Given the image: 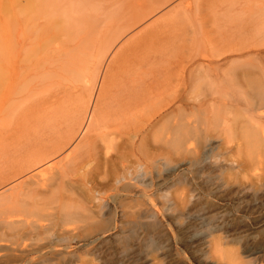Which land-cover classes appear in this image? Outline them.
Instances as JSON below:
<instances>
[{"label":"bare ground","instance_id":"bare-ground-1","mask_svg":"<svg viewBox=\"0 0 264 264\" xmlns=\"http://www.w3.org/2000/svg\"><path fill=\"white\" fill-rule=\"evenodd\" d=\"M112 1L0 0V11L3 14L2 20L0 19V129L8 130L16 116L24 114L21 112V105L24 106L23 110L27 107L23 104L27 98L17 95V88L21 83L30 85L36 79L41 83L49 78L47 76L56 67L67 68L64 62L77 44L72 47L54 44L64 41L63 36L72 32L67 27L75 28L79 23L98 19L100 15L109 19V15L116 12ZM129 1L132 5L130 18L133 24L127 29L151 18L152 22L145 28H143L144 25L141 28L131 29L126 33V35L130 34L126 39L118 37L113 42H108L109 39L99 38L103 41L98 42V48L103 50L108 42L106 47L108 49L99 54L91 66L94 71L93 82L87 91L94 90L99 77L95 97H88L85 101L82 98L77 100L72 115L67 118L66 126L69 127L62 136L49 139L48 143L46 141L45 144L23 152L19 157L17 156L18 159L14 163L11 162L12 165L9 168L0 173V241L9 242V245L8 243L6 245L9 253L0 261V264L71 262L74 255L60 256L58 245L68 248L73 241L76 243L89 236H92L90 242H95V244L106 240L101 239V234L97 233L105 229V221L108 222L104 215H107V219L110 218L105 213L100 215L103 211L99 200L101 197L96 196V192L100 193V190L105 189L104 186L111 187L108 182V172L111 171L108 161L111 158L119 160L120 152L114 146L120 145L115 140L120 139V110L124 114L127 110L138 107L142 114L137 118L136 115L134 117L131 112H127L129 117L125 119V124L133 125V121L136 120L142 122L139 124L135 122L133 127H127L123 131V134L128 135L130 153L135 154L134 152L138 149L134 137L140 138L144 144L143 159L138 157L137 161L147 162L156 153L162 155L166 161L174 157L176 155L173 156L174 153L184 155L190 152V149L186 152L185 147L191 137L214 136L216 131H221L225 135L221 139L237 131L241 133L246 143L264 145V0H248V3L244 5L239 3L237 13L241 20L233 26L235 27L233 31L241 36L239 40H236L238 42L224 45L221 48H211L208 53L202 54L207 59L206 63L197 61L195 55L187 60L184 66L178 61L181 68L177 65L178 69L175 71H164L162 75L166 77L161 81H157L156 78L151 79V81L155 80V87L161 90L157 93H153L156 91L153 84L142 86L139 80H136L137 75H133L135 69L146 72L143 69L145 53L132 55L129 58L132 66L126 71L123 69V73L120 71L121 54L131 47L137 51L150 42H154L155 47L166 46L165 50L169 53L174 51L184 53L189 30L185 26L182 27L181 23L185 22L182 17L189 16V12L210 11L211 5L216 0ZM221 1L218 0L219 3ZM168 4L172 5L170 11L154 17L162 11V6ZM19 18L21 21L17 23H21V26L13 27ZM170 20H173V29L176 28L179 32L177 30V33L172 32V28H169ZM168 33L173 34L172 37L168 36ZM42 37L47 41L43 47L39 46L38 42ZM236 37L238 36H231L232 39ZM242 40L244 42H241ZM118 43H120V48L114 50ZM108 50L110 52L114 50L113 57H111L114 58L111 59L115 64L113 67L111 60L105 63ZM221 56L224 60L218 63V58ZM46 60L50 67L43 69ZM170 63V59L164 61V64ZM223 67L226 69L219 72L218 70ZM120 78L128 81L121 89L118 83ZM190 86L199 88V92L194 96L185 94ZM209 89L212 90L208 91ZM122 92L127 94H124L121 100L123 104L120 107V93ZM133 100L136 103L132 102ZM33 102L36 101L33 100ZM113 114H116L118 118ZM170 115H172L170 123L160 132L158 138L152 134L150 141L149 132L159 121ZM24 116H21V119ZM109 116H113L115 121L110 120ZM117 119L119 123H116ZM109 120L116 123H111L114 127L108 124L109 128L113 127L111 131H107L108 127L105 126ZM103 127L105 132H103ZM219 132L218 134H221ZM94 138H98L101 143L97 139L95 141ZM96 142L100 143V149L99 146L96 148L99 149L98 151L94 150L99 145ZM223 142H218L217 145L208 144L213 156H218ZM252 145H250L251 148ZM91 149L95 151L93 160L97 163V166L95 163L96 168L90 167L94 164H88L90 169L76 176L74 174L76 160L88 154ZM66 150L68 151L65 153ZM249 151L248 153H251ZM89 154L88 157L92 158V154ZM89 158L84 161L80 159L79 164H87ZM125 168L130 167L125 166ZM141 168L143 172L141 171L140 175L146 174V168L142 163L135 166V170H142ZM207 168L209 166L203 164L197 168V172L191 171L193 177L195 174L199 176L200 171ZM212 168L210 167L209 170ZM189 175L190 172L180 177L181 181L190 182ZM118 192L119 189L115 193ZM144 194L147 200L152 201L149 193ZM90 201L94 207H97L96 209L88 205ZM106 203L109 204V202ZM39 208L47 211L43 219L33 217L35 215L33 211L37 209L39 211ZM113 209L111 207L112 213H114ZM84 211L86 213L83 215L78 214ZM74 214L80 215L81 220L86 224L78 228L65 227L68 230L63 229L66 219ZM97 217L99 220L95 219ZM78 229L80 230L77 231ZM95 232L97 235L93 236Z\"/></svg>","mask_w":264,"mask_h":264},{"label":"rangeland","instance_id":"rangeland-1","mask_svg":"<svg viewBox=\"0 0 264 264\" xmlns=\"http://www.w3.org/2000/svg\"><path fill=\"white\" fill-rule=\"evenodd\" d=\"M247 1L230 0L228 3V0H222L219 3L216 0L211 5L210 11L189 12V16L182 17L185 22L181 23L183 28L185 26L189 30L184 53L166 52V46L155 47L154 42L144 44L137 51L131 47L125 52L122 51L124 53L120 57V71L123 73V69L126 71L132 66L129 63V58L132 55L135 56L144 52L143 69L146 72L143 73L141 69H135L133 75H137L136 80H139L142 86L153 84L156 90L153 93L161 91L155 87V80L151 81V79L156 78L157 81H161L166 77V75H162L164 71L172 72L178 67L181 68L193 55L196 56L197 61L206 63L207 59L202 54L208 53L211 48H221L224 45L238 42L236 40H239L241 36L233 31L235 28L233 26L241 20L237 13L239 3L244 5L248 3ZM112 3L116 12L111 15L106 14L110 16L109 19L100 15L98 19L94 18L85 23H79L75 28L68 26L67 28L71 29L72 32L63 36L64 41L54 43L63 47H72L77 44L64 62V66H67L66 69L56 67L47 76L49 78L41 83L36 79L30 85L21 83L18 86L17 95L27 98L23 103L27 107L24 111L22 109L24 106L21 105V112L24 114H19V118L16 116L15 122L13 121L8 130L0 129V173L9 168L12 165L11 162L14 163L23 152L45 144L46 141L48 143L49 139L62 136L69 127L66 126L67 118L72 115L77 100L82 98L85 101L88 97H95L99 77L96 80L98 82H96L94 90L87 91L93 82L94 71L91 66L99 54L107 51V43L113 42L118 37L126 39L130 35H126V33L131 29L141 28L144 25L143 28H145L152 22L151 18L138 22L134 27L127 29L133 24L130 18L132 11L130 1L113 0ZM162 7V11L154 17L170 11L172 5L168 4ZM2 18L3 14L0 11V19L2 20ZM20 21V18L16 20L13 27L19 28L21 23L17 22ZM169 28H172V32H176L177 29H173V20H170ZM177 32L179 31L177 30ZM171 33H168V36L172 37L173 34ZM231 36L238 37L232 39ZM99 38L109 39L103 50L98 48V42L103 41ZM38 42L39 46L42 47L47 43L43 37ZM119 44L114 47V50L120 48ZM114 50L111 52L108 50L106 64L114 59L111 58ZM164 51L165 53H163ZM166 59H170L171 63L164 64ZM218 59V63L224 60L222 56ZM178 61L181 62L182 66L179 65ZM44 65L43 69L50 67L47 60ZM177 65L178 67H176ZM225 69L226 67H223L218 71L222 72ZM122 81V78L118 81L120 89L124 88V84L128 82L127 80ZM210 90L212 89L208 91ZM126 92L120 93V101L124 94H127ZM198 92L199 88L190 86L186 89L185 94L194 96ZM132 102L136 103L135 100ZM122 104L121 101L120 107ZM127 112H131L137 118L142 116L138 107L127 110ZM127 112L123 114V111L120 110V120L117 119L116 122L119 123L118 120L120 121V139H115L120 145L114 146L120 152L119 160L111 158L108 161L111 170L108 172V179L110 180L112 177L108 182H110L112 189L107 185L104 186L106 190H100V193L96 192V196L101 197L99 200L103 211H100V215L108 214L111 221L107 219V215H104V218L108 220L107 223L104 220L105 229L99 233H93V236L101 234V239L106 240L95 244V242H90L92 236H89L76 243L73 241L68 248L58 245L61 252L60 256L74 255L72 263L61 262L60 264H264V145L261 142V146L246 143L241 133L237 131L230 136L226 135L227 137L223 139L227 140L223 142L224 140L221 138L225 135L221 131H218L221 134L216 131L217 136H204L203 138V135L202 137L196 135L191 137L192 141L190 140L185 147L186 152L188 149L190 152L184 154L185 156L178 151L180 154L174 153L173 156L176 155L166 161L162 155L154 152L156 153L154 157L147 162L137 161L138 157L143 159L144 144L140 138L134 137L138 149L134 152L135 154L130 153L128 135L123 134V131L127 127H133L135 122L139 124L142 121H133V119V125L125 124V119L129 117ZM23 115L25 116L21 119ZM113 115L115 117L116 114ZM114 117L109 116L110 120L115 121ZM171 118L172 115L166 116L155 125L149 132L150 141L152 134L158 138L160 132L170 123ZM109 121L105 124V126L107 125L106 128L108 127L107 131L113 129L114 126L111 123L116 124ZM108 124L113 127L109 128ZM103 129L105 132L104 127ZM109 136L112 137L113 135ZM96 139L98 142L100 141L98 138ZM96 139L94 138L95 141ZM218 142L223 143L216 157L211 154L208 144L217 145ZM100 143L97 146L95 144V151L100 149ZM248 145L250 149L247 148ZM98 146L99 149H96ZM68 150L64 152L66 153ZM92 151L93 149L89 151L92 158L88 157L89 153L80 158L83 161L89 158L87 164H79L80 159L76 160L74 165L76 176L87 169L89 170L88 164H94L89 166L96 168L97 163L93 160L95 151L93 153ZM138 163H142L146 168V174L140 175L141 171L143 172L142 168V170H135ZM203 164L208 165L209 168L200 171L199 176L195 174L193 177L192 172ZM125 166L130 168L127 169ZM210 167H213L212 170H209ZM188 172H190V182L183 183L181 178ZM117 179L119 180L117 181ZM113 188L119 189V192L115 193L117 190H113ZM102 192L107 194L104 195ZM142 192L149 193L152 201L147 200L148 198ZM111 193L115 196L113 197ZM103 197L105 199H102ZM110 199H114V201ZM88 205H91L92 209L97 208L93 206L91 201ZM109 205L110 207H108ZM44 207L47 208V206ZM111 207L114 208V213L111 212ZM45 210L40 209L38 211L37 209L33 211L35 215L32 216L43 219L46 215L45 212H47ZM47 210L51 211L48 208ZM84 213L86 212H78L80 215ZM78 214L68 217L63 229L68 230L85 225L86 223L81 220ZM95 219L99 220L98 217ZM109 222L110 225H108ZM106 242L108 243L106 244ZM7 243L9 245L7 241H0V261L9 253V250L6 249ZM54 262L56 261L50 264H54Z\"/></svg>","mask_w":264,"mask_h":264}]
</instances>
